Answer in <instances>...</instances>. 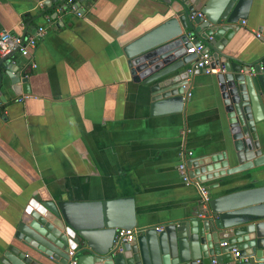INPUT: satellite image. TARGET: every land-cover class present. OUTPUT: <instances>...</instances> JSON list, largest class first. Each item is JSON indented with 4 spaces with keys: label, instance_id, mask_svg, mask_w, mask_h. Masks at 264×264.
Here are the masks:
<instances>
[{
    "label": "crops",
    "instance_id": "1",
    "mask_svg": "<svg viewBox=\"0 0 264 264\" xmlns=\"http://www.w3.org/2000/svg\"><path fill=\"white\" fill-rule=\"evenodd\" d=\"M44 1L0 0V31L30 36L45 28L29 55L17 52L0 64V264L10 245L48 263L15 238L33 198L133 196L139 226L158 225L189 211L199 191L196 183L182 180L181 154L186 164L231 147L215 73L188 79L183 112L155 115L146 87L132 80L125 46L170 17L171 5L74 0L78 16L59 13L65 0ZM263 22L264 0H254L223 51L248 61L261 58L264 43L255 35ZM13 63L28 78L26 85L11 86L7 73ZM259 139L264 153V122ZM254 175L264 185V165Z\"/></svg>",
    "mask_w": 264,
    "mask_h": 264
},
{
    "label": "water",
    "instance_id": "2",
    "mask_svg": "<svg viewBox=\"0 0 264 264\" xmlns=\"http://www.w3.org/2000/svg\"><path fill=\"white\" fill-rule=\"evenodd\" d=\"M161 1L172 6V15L124 51L132 80L146 87L153 115L184 111L190 96L188 79L205 72L194 67L200 53L209 52L210 66L221 69L215 81L231 147L186 161L195 183L217 180L208 188V199L198 191L189 211L158 225L139 226L133 196L33 198L20 215L15 238L48 263L10 245L3 264H264V185H257L254 175L264 165L259 141L264 122V54L248 61L223 51L247 19L254 0ZM51 2L55 0L44 4ZM255 37L264 43V22ZM200 44L204 46L198 53L195 48ZM15 53L3 57L0 64ZM18 69L13 63L7 73L14 88L26 85L28 79ZM135 227L138 231L130 241L115 237L117 229Z\"/></svg>",
    "mask_w": 264,
    "mask_h": 264
},
{
    "label": "built area",
    "instance_id": "3",
    "mask_svg": "<svg viewBox=\"0 0 264 264\" xmlns=\"http://www.w3.org/2000/svg\"><path fill=\"white\" fill-rule=\"evenodd\" d=\"M68 10L72 13H75L78 16L81 15V10L77 6V4L74 2V0H65L64 4L58 7V11L61 14H63L64 12ZM44 33H45V28L42 26L37 27L35 29L34 34L30 36H24L21 34H17L10 30L0 31V60L14 51L18 52L22 56L29 55L30 50L36 47L38 40L44 35ZM203 46H204L203 44H200L199 46L195 48V50L198 53H200L203 49ZM211 62H212V56L209 52L200 53V55L198 56V59L194 62V67L201 68L205 72H208V73H217L218 71L221 70L218 66H216L215 68H212L210 66ZM31 67L32 68L36 67V64L34 61L31 62ZM188 154L190 155V152H188ZM181 157L183 161L181 164H179L178 170L182 177V180L185 182L186 185L194 184L195 182L192 180V178H190L188 171H187V167L185 164V157H186L185 153L181 154ZM196 185L198 186V189H199L200 194L202 195V198L204 200H207L208 199L207 186L203 184H199V183H196ZM137 231L138 229L136 227L131 228V229L120 228L116 230L115 237L121 242H127L132 239V237L134 236V234L137 233ZM222 245H224V243H222ZM233 251L235 252V254H237L235 249H233ZM69 254L73 255V250H70ZM73 263L75 262L72 261L71 264Z\"/></svg>",
    "mask_w": 264,
    "mask_h": 264
}]
</instances>
